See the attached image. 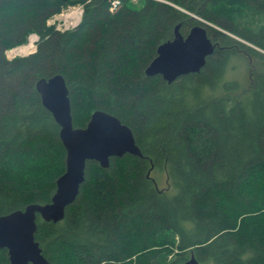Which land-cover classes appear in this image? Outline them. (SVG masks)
Returning <instances> with one entry per match:
<instances>
[{
	"label": "trees",
	"instance_id": "1",
	"mask_svg": "<svg viewBox=\"0 0 264 264\" xmlns=\"http://www.w3.org/2000/svg\"><path fill=\"white\" fill-rule=\"evenodd\" d=\"M79 3L76 28L48 25ZM179 24L184 36L204 25L213 54L171 83L148 76ZM33 33L36 52L7 58ZM238 56L247 85L233 76ZM55 74L75 127L111 113L143 157L88 161L64 219L38 215L35 238L51 264H183L192 254L200 264H264V0H122L114 12L109 0H0V215L49 203L66 171L60 125L36 88ZM0 264H10L6 248Z\"/></svg>",
	"mask_w": 264,
	"mask_h": 264
},
{
	"label": "water",
	"instance_id": "2",
	"mask_svg": "<svg viewBox=\"0 0 264 264\" xmlns=\"http://www.w3.org/2000/svg\"><path fill=\"white\" fill-rule=\"evenodd\" d=\"M180 26L176 27L174 39L159 45L157 56L146 68L148 76L161 75L171 83L180 76L200 72L206 65L207 57L216 46L207 28L198 24L184 36L179 31ZM36 88L44 106L60 125V137L67 152L66 171L58 178L56 192L49 203H32L24 209L0 215V248L8 250L10 264H51L35 238L38 215L55 223L64 219L67 207L76 200L85 181L88 161H97L108 168L111 157L128 153L143 157L133 130L111 113L95 110L86 127L74 126L70 91L62 74L40 78ZM183 264L200 262L192 254Z\"/></svg>",
	"mask_w": 264,
	"mask_h": 264
},
{
	"label": "built area",
	"instance_id": "3",
	"mask_svg": "<svg viewBox=\"0 0 264 264\" xmlns=\"http://www.w3.org/2000/svg\"><path fill=\"white\" fill-rule=\"evenodd\" d=\"M109 1H110V10L112 12L116 11L122 3V0H109ZM83 14H84L83 4L79 3L76 5H70L69 7H67V9L64 10V12L53 15V17H51L48 20V24L55 26V29L58 31L65 32L76 28L81 23ZM32 36H35V38L34 40H32V42H30ZM38 40H39V36L36 33L31 34L29 36V41L27 44L7 50L6 51L7 58L12 59L16 57L15 54H17L18 52H20L21 54H30V53L32 54L36 52ZM24 46H32L33 48L28 52H25L22 49V47Z\"/></svg>",
	"mask_w": 264,
	"mask_h": 264
},
{
	"label": "rangeland",
	"instance_id": "4",
	"mask_svg": "<svg viewBox=\"0 0 264 264\" xmlns=\"http://www.w3.org/2000/svg\"><path fill=\"white\" fill-rule=\"evenodd\" d=\"M132 1L138 2L139 0H132ZM69 6H67V7H69ZM67 7H64L59 13L64 12V10L67 9ZM59 13H57V14H59ZM30 54H21L20 52H18L17 54H15V56H26V55H30ZM234 62L237 65V69L234 71L233 76L237 77L241 82H243L244 84L247 85L248 74H247V67H246L245 59L238 56V57H236ZM152 174H153L154 178L156 179L158 186L165 191V194H167V196H172L176 193V189L170 184L168 174L164 169H162V170L156 169L153 171ZM174 256L175 255L172 253L169 256V259L173 258Z\"/></svg>",
	"mask_w": 264,
	"mask_h": 264
},
{
	"label": "bare ground",
	"instance_id": "5",
	"mask_svg": "<svg viewBox=\"0 0 264 264\" xmlns=\"http://www.w3.org/2000/svg\"><path fill=\"white\" fill-rule=\"evenodd\" d=\"M35 36H32L31 39H30V42H32V40H34ZM33 47L32 46H24L22 47V49L25 51V52H28L29 50H31Z\"/></svg>",
	"mask_w": 264,
	"mask_h": 264
}]
</instances>
